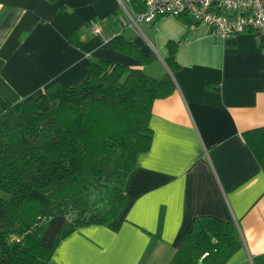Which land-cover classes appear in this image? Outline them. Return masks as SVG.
<instances>
[{"label": "crops", "instance_id": "0c3cea01", "mask_svg": "<svg viewBox=\"0 0 264 264\" xmlns=\"http://www.w3.org/2000/svg\"><path fill=\"white\" fill-rule=\"evenodd\" d=\"M130 0H0V105L35 96L53 80L77 85L100 59L170 73L176 87L152 104V144L125 186L128 201L106 224L75 229L48 264H170L195 218H232L242 246L225 264H264V171L244 141L264 126L262 35L224 38L204 24L162 16L139 28L112 27L143 52L140 60L92 31ZM76 30L80 45L67 35ZM178 43L170 70L167 43Z\"/></svg>", "mask_w": 264, "mask_h": 264}, {"label": "trees", "instance_id": "16d2710c", "mask_svg": "<svg viewBox=\"0 0 264 264\" xmlns=\"http://www.w3.org/2000/svg\"><path fill=\"white\" fill-rule=\"evenodd\" d=\"M128 5L133 12L144 9L142 0ZM121 11L91 22L99 21L108 35L121 26ZM66 37L81 44L76 30ZM110 43L142 65L156 58L122 34ZM177 47L167 43L170 70L178 67ZM262 47L264 62V34ZM88 69L77 85L56 79L35 96L0 105V264H48L64 237L110 222L128 201L129 175L152 144V104L176 84L170 73L155 78L140 66L104 59ZM242 137L264 171V126ZM241 246L232 218L198 217L170 264H225Z\"/></svg>", "mask_w": 264, "mask_h": 264}, {"label": "built area", "instance_id": "2783aa9c", "mask_svg": "<svg viewBox=\"0 0 264 264\" xmlns=\"http://www.w3.org/2000/svg\"><path fill=\"white\" fill-rule=\"evenodd\" d=\"M144 9L133 12L122 5L119 16L122 28H139L143 22L154 21L170 15L189 19V25L204 24L209 30L224 38L243 32L264 34V0H142ZM94 33L110 41L120 34H104L99 21L90 23Z\"/></svg>", "mask_w": 264, "mask_h": 264}, {"label": "rangeland", "instance_id": "374dc122", "mask_svg": "<svg viewBox=\"0 0 264 264\" xmlns=\"http://www.w3.org/2000/svg\"><path fill=\"white\" fill-rule=\"evenodd\" d=\"M122 9V8H121ZM123 14V9H122V11H121V14L120 15H122Z\"/></svg>", "mask_w": 264, "mask_h": 264}]
</instances>
